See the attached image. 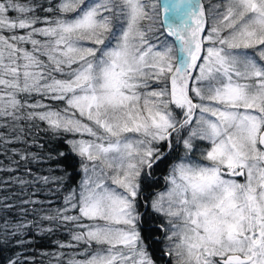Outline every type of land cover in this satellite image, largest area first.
I'll return each instance as SVG.
<instances>
[{
	"label": "snow or ice",
	"instance_id": "6c2138e0",
	"mask_svg": "<svg viewBox=\"0 0 264 264\" xmlns=\"http://www.w3.org/2000/svg\"><path fill=\"white\" fill-rule=\"evenodd\" d=\"M170 10L174 41L149 0H0V120L44 122L49 159L84 173L17 230L68 228V264H264V0ZM178 145L170 188L145 196Z\"/></svg>",
	"mask_w": 264,
	"mask_h": 264
},
{
	"label": "trees",
	"instance_id": "16d2710c",
	"mask_svg": "<svg viewBox=\"0 0 264 264\" xmlns=\"http://www.w3.org/2000/svg\"><path fill=\"white\" fill-rule=\"evenodd\" d=\"M20 2L46 6L50 0H20ZM203 2L207 5L208 0ZM212 2L218 3L220 0H212ZM37 12L41 16L46 15L39 8ZM158 27L161 30V38L167 37L165 26L161 24ZM4 34L10 35L8 32ZM167 38L174 41L173 37ZM44 102L52 103L54 107L58 106V102L47 100ZM0 125H3L0 126V246H2L0 264H7L9 259L14 260L16 264H68L70 259H83V245L77 248L59 247L57 241L67 243L71 239V233L66 227L48 233L41 232L38 228H33L31 231L27 228L17 230V226L21 223L28 224L29 221H39V217L46 211L53 212L63 208L65 197L73 190L79 191L84 173L79 169H70L72 175L65 176L64 171L57 166V161L49 159V154L54 156L55 150L63 148V144L59 134L54 135L44 122L0 120ZM197 143L201 148L207 146V142L197 141ZM21 155H26L28 158L21 159ZM184 156L183 146L178 145L169 157L167 165H161L157 169L153 185L144 195L154 197L158 191L167 188L169 181L166 177L171 167ZM193 158H199V151L193 153ZM43 177H48V181L45 182ZM60 177L63 179H59ZM137 208L141 214L148 210L140 198ZM40 223L44 228L49 226L47 221ZM17 236L23 242H18ZM160 239L163 237L161 236ZM166 245L165 241L161 247ZM156 258L159 261L158 251ZM168 260L169 258H165L164 264H168Z\"/></svg>",
	"mask_w": 264,
	"mask_h": 264
},
{
	"label": "rangeland",
	"instance_id": "374dc122",
	"mask_svg": "<svg viewBox=\"0 0 264 264\" xmlns=\"http://www.w3.org/2000/svg\"><path fill=\"white\" fill-rule=\"evenodd\" d=\"M175 2H176V0H167V2H165V1L163 2V0H158V2H156L155 0L150 1V3H155L157 5V10H158V13H159L158 20L160 21L158 23V25L162 24L163 27L165 26L166 30H168V27H169L170 24L179 23V20H176L174 18L173 12L171 10L168 13L164 12L165 6H169V8H171V5L173 3H175ZM85 138H87V137H85ZM170 186L171 185H170V182H169V185H168L167 188H164L163 190L161 189V191H158L157 193L166 192L170 188Z\"/></svg>",
	"mask_w": 264,
	"mask_h": 264
},
{
	"label": "flooded vegetation",
	"instance_id": "af4514ba",
	"mask_svg": "<svg viewBox=\"0 0 264 264\" xmlns=\"http://www.w3.org/2000/svg\"><path fill=\"white\" fill-rule=\"evenodd\" d=\"M171 258H169V260H170Z\"/></svg>",
	"mask_w": 264,
	"mask_h": 264
}]
</instances>
